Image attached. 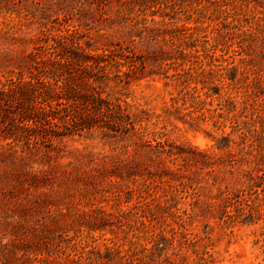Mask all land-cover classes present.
<instances>
[{"label":"rangeland","instance_id":"obj_1","mask_svg":"<svg viewBox=\"0 0 264 264\" xmlns=\"http://www.w3.org/2000/svg\"><path fill=\"white\" fill-rule=\"evenodd\" d=\"M53 39L94 61L73 95L120 100L134 126L28 140L39 122L0 103V264H264V0H0V81L44 75ZM249 186L253 218L234 219L225 198Z\"/></svg>","mask_w":264,"mask_h":264},{"label":"trees","instance_id":"obj_2","mask_svg":"<svg viewBox=\"0 0 264 264\" xmlns=\"http://www.w3.org/2000/svg\"><path fill=\"white\" fill-rule=\"evenodd\" d=\"M77 50L79 51L78 48ZM37 53L39 56L32 59L43 65L44 75L34 77L31 74L26 79L20 76L21 73H17L15 77H5L4 80L0 81V103L7 105L10 103L11 98H15L19 102L21 101L23 104H21L19 110H22L21 114L25 121L30 120L34 124L39 122V126H42L39 129L37 126H34V129L31 126H24L23 136L25 139L29 140L30 137L38 135H40V139L47 138L48 136L55 135L54 132L56 133V131H61V135L70 134L71 128H60V124H57L59 121L70 122L74 125V130L89 128L93 125H98L100 122H102V126H114L117 129L118 126H130L133 128L134 123L129 114L125 112L124 105L120 103V100L117 102L116 99V102L112 103L101 97H93L91 94L83 93L81 96H75L71 92L73 91L71 87L74 86V82L77 83L76 85H81V87L82 85L83 87H87L88 83L85 77L89 74L87 66L90 67L94 62L92 61L91 65H88L91 59L87 58L88 55L83 54L82 49L80 54H78L73 48H65L59 41L55 42L53 39V43L46 40L45 45L38 46ZM69 63L70 65L73 63L76 68L78 67L80 72L82 71L80 73V80L76 77L70 78L72 75H70ZM98 63L99 61H96L95 64ZM188 70L195 73V76L192 77L193 79L201 76V81L203 83L206 82L205 79L208 76H205L206 71L202 67L195 68L191 66L188 67ZM190 71H185V73ZM191 72L189 73L190 76L192 75ZM45 78H51L52 81L50 82ZM34 80L35 82L39 81L43 85L37 87L34 84ZM41 89L47 92V96H44V92ZM190 98L196 99L195 96H190ZM76 102H79L81 105L77 110L72 109L73 104ZM123 103L126 104V101L123 100ZM45 125H49L48 128L51 129V132H48L49 134L44 130L43 126ZM18 132L20 134L21 129ZM261 133L260 131L259 137H261ZM223 138L226 139V137ZM158 145L160 146L159 142ZM252 193L257 194V191L250 186L247 189H238L235 192L228 193L225 201L233 207L234 219L251 221L256 209L254 206L255 201L252 203L248 198V195ZM142 224L144 223L142 222ZM160 237H162V234L153 233L148 238L150 251L161 250V248L157 247ZM112 252L119 253V250L115 248L112 249ZM131 252L132 250L129 251L127 248L123 252L124 257L122 255L120 257L128 262L130 261V264H132L133 258L132 254H130ZM133 255L135 256L136 254Z\"/></svg>","mask_w":264,"mask_h":264},{"label":"clouds","instance_id":"obj_3","mask_svg":"<svg viewBox=\"0 0 264 264\" xmlns=\"http://www.w3.org/2000/svg\"><path fill=\"white\" fill-rule=\"evenodd\" d=\"M199 142V141H198Z\"/></svg>","mask_w":264,"mask_h":264}]
</instances>
